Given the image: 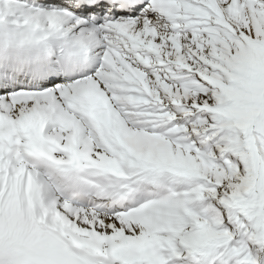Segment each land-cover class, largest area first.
Instances as JSON below:
<instances>
[{
  "label": "snow or ice",
  "instance_id": "obj_1",
  "mask_svg": "<svg viewBox=\"0 0 264 264\" xmlns=\"http://www.w3.org/2000/svg\"><path fill=\"white\" fill-rule=\"evenodd\" d=\"M0 264H264V0H0Z\"/></svg>",
  "mask_w": 264,
  "mask_h": 264
}]
</instances>
